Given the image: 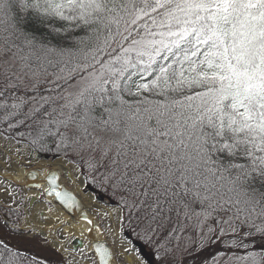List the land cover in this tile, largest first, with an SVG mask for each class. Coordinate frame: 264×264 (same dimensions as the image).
Returning a JSON list of instances; mask_svg holds the SVG:
<instances>
[{
	"label": "snow or ice",
	"instance_id": "1",
	"mask_svg": "<svg viewBox=\"0 0 264 264\" xmlns=\"http://www.w3.org/2000/svg\"><path fill=\"white\" fill-rule=\"evenodd\" d=\"M0 264H264V0H0Z\"/></svg>",
	"mask_w": 264,
	"mask_h": 264
},
{
	"label": "bare ground",
	"instance_id": "2",
	"mask_svg": "<svg viewBox=\"0 0 264 264\" xmlns=\"http://www.w3.org/2000/svg\"><path fill=\"white\" fill-rule=\"evenodd\" d=\"M40 164H41V163H40ZM41 165H43V166H39V167H38V171H37V181H38V183H40L42 186H44V184H43L44 177H43V173L40 172V169H42V168L47 169V168L45 167V165H48L51 169H53V170H58V167H59V161H52L50 164H46V163L42 162ZM62 175H63V173H62ZM18 181H19L20 183H24V182H25V175H24L23 172L21 173L20 177L18 178ZM64 181H66V179H63V180H62V183H64ZM69 183H70V182H69ZM70 186H71L70 189L72 190L74 186H73L71 183H70ZM82 199H84V201H85V206L88 207L87 198L82 197ZM35 207H36V209H40V208L43 207V205L40 204V202H39V203H36ZM53 207H54V209H58V208H59V207H57V206H53ZM60 214H61L62 216H66V214H65L64 212H61ZM45 215H49V214L45 211Z\"/></svg>",
	"mask_w": 264,
	"mask_h": 264
},
{
	"label": "rangeland",
	"instance_id": "3",
	"mask_svg": "<svg viewBox=\"0 0 264 264\" xmlns=\"http://www.w3.org/2000/svg\"><path fill=\"white\" fill-rule=\"evenodd\" d=\"M42 162H43V160H41L40 162H38V163H33V165L31 166V168L30 169H27L26 171H28V170H32V171H38V167L39 166H43V165H41L42 164ZM41 163V164H40ZM47 164V163H46ZM45 167L46 168H50L48 165H45ZM64 183L68 186V187H70L71 188V186H70V183H69V181L66 179V181H64ZM33 192H37V190H32ZM37 203H39V201H37ZM29 247H30V245H29ZM212 251H215V249H211ZM208 253H205V255H207Z\"/></svg>",
	"mask_w": 264,
	"mask_h": 264
},
{
	"label": "water",
	"instance_id": "4",
	"mask_svg": "<svg viewBox=\"0 0 264 264\" xmlns=\"http://www.w3.org/2000/svg\"><path fill=\"white\" fill-rule=\"evenodd\" d=\"M35 183H37V181H35ZM66 187V186H65ZM70 190V189H69ZM55 203V202H54ZM56 204V203H55ZM56 205H58V204H56ZM59 206V205H58Z\"/></svg>",
	"mask_w": 264,
	"mask_h": 264
},
{
	"label": "trees",
	"instance_id": "5",
	"mask_svg": "<svg viewBox=\"0 0 264 264\" xmlns=\"http://www.w3.org/2000/svg\"><path fill=\"white\" fill-rule=\"evenodd\" d=\"M48 158H50V157H48ZM51 159V158H50Z\"/></svg>",
	"mask_w": 264,
	"mask_h": 264
}]
</instances>
